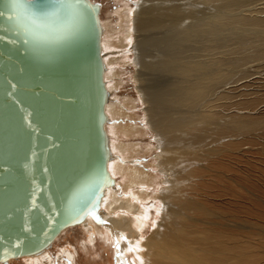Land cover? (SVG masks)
<instances>
[{
	"label": "bare ground",
	"instance_id": "6f19581e",
	"mask_svg": "<svg viewBox=\"0 0 264 264\" xmlns=\"http://www.w3.org/2000/svg\"><path fill=\"white\" fill-rule=\"evenodd\" d=\"M135 6L120 42L123 51L135 43L133 64L159 154L152 165L138 167L125 157L137 145L121 144L120 160L112 154L115 186L104 191L101 213L76 226L82 248L100 244L107 264H129L136 249L133 264H264V0H138ZM214 8L232 16L219 18ZM101 26L110 95V67L117 60L104 54L111 47L109 29ZM257 64L260 73L244 69ZM256 76L257 83H246ZM112 101L108 116L126 118L128 108ZM109 123L108 137L115 130ZM122 129L128 136L144 134L143 126L116 130ZM242 171L244 190L233 186ZM236 197L243 202H221ZM156 206L160 216L143 242ZM71 228L24 263L76 264L78 249L67 239L57 259L50 253Z\"/></svg>",
	"mask_w": 264,
	"mask_h": 264
},
{
	"label": "water",
	"instance_id": "95a60500",
	"mask_svg": "<svg viewBox=\"0 0 264 264\" xmlns=\"http://www.w3.org/2000/svg\"><path fill=\"white\" fill-rule=\"evenodd\" d=\"M0 0V264L96 218L112 152L101 5Z\"/></svg>",
	"mask_w": 264,
	"mask_h": 264
},
{
	"label": "rangeland",
	"instance_id": "374dc122",
	"mask_svg": "<svg viewBox=\"0 0 264 264\" xmlns=\"http://www.w3.org/2000/svg\"><path fill=\"white\" fill-rule=\"evenodd\" d=\"M91 1L101 5V7H102V13H101L102 25L109 29V32L107 33V35H109V38H110V40H109L110 46L109 47H111V48L104 50V54L105 53L107 54V55L105 54L107 56V58H109V56L110 57L114 56L111 59L117 60L113 64V66L110 67L111 72H112V73H110V79H109V83H108L109 89L111 90L110 100H113L112 101L113 104L120 105V107L123 106V107L128 108L127 111L126 110L125 111L129 112V114H126V118H123V116H115V115H111V117L108 116L110 118L109 125L115 126V128H114L115 130L112 132V134H110L109 140H112L113 143H115L117 145V148H119L117 150L118 152L112 153L113 154L112 160L113 161L120 160L121 154H119V150L121 148V144L122 145H133L134 144V145H137V147L135 148V151H134L135 154L133 153L132 156H130V155L125 156V157H127V159L130 162H132L130 164H134V167H138L139 165L150 166L153 164V162L156 158L155 154H159V153H157V151H156V147H157L156 140H155L156 136L148 124L149 118H148V114L146 111L148 108V104L144 100L146 97L142 96L143 94L141 92V87H140V84L138 81V68H137V66H135L133 64L134 63L133 61L135 59V55H134L135 54V52H134L135 48L131 47V46H134L135 43L129 44V47L123 51L124 48L120 42V40L125 39L126 32L129 29L128 14L130 13V15H131L130 11H132L136 8L135 5H136L138 0H91ZM214 9H216V8H214ZM217 11H218V8L216 9L215 12H217ZM219 11L220 12H217V14L219 13L218 14L219 18H223V17L228 18V17L232 16V12L229 10H225V11L219 10ZM227 12H229V13H227ZM109 38H107V40ZM201 51L203 53L204 52L207 53L205 50H201ZM119 60H121V61L119 62ZM261 65H264V63H261L260 66ZM253 66L248 65V66L244 67V69L248 67V69L254 70V72H251V74L252 73L257 74V73L261 72V67H259V64L253 65ZM258 70H259V72H258ZM261 73L264 74V72H261ZM258 76L261 77V75H258ZM258 76H256L257 77L256 79H253V80L246 82V83L251 84V85H253L254 83H257L255 81L258 80V78H259ZM241 78H242V76L238 77V78L236 77V79H235V81L239 82L237 84L239 86L245 82V81H243L244 79H241ZM243 78H245V77H243ZM259 84L260 83L255 84V85L259 86ZM233 85H235V84H233ZM262 95H263V92H262ZM262 95L260 98H262ZM128 103H129V105L127 106L126 104H128ZM129 109H131V111H129ZM130 117H132V118H130ZM121 125H129L130 127L132 125L133 126H143L144 132H142V134L143 133L144 134L142 136L141 135H139V136H136V135L128 136L127 134L124 133L123 129L120 131L122 133H120L118 130H119V126H121ZM116 129H118V130H116ZM116 131L119 132L120 134H118ZM117 141L119 142V144L117 143ZM150 168L147 170V172H150ZM119 181H120V179L118 178L117 182H119ZM157 181L162 182L161 177L158 178ZM246 182H247L246 175L242 171L239 175L238 184L234 183L233 186L235 188H240V189L244 190L247 188V187L245 188ZM160 184L161 183H158V186H160ZM161 190L162 189H159L158 191H161ZM221 202H223V203H242L243 201H239L238 197H236V198H221ZM157 206L160 207L159 204ZM157 206L155 207V209L153 208V210H152L153 216L151 217V220L149 222L150 227L147 226L146 230L144 231L143 240H142L143 242H144L145 237H148L153 231L152 230V226L154 225L153 221H156V219H158L157 217L160 216V213L158 211H156L159 208ZM206 226H208V225H206ZM74 228L67 230L65 233H63L64 235L62 234V237L58 240L59 242L57 241V244L59 246L58 247L55 246L51 250V252H50L51 255L55 259H57L58 258L57 252L61 248L60 245L65 244V243L62 244V242H65V240L67 239V241L71 242V244L73 246L76 244L75 246L78 249V257L79 258L77 257L78 262L76 264H107L106 260L104 259L107 257V255H105L104 250L102 251V249L100 248L101 246L100 247L98 246L100 244L95 245V246H91L88 244V246H89V248L87 249L88 251L83 249L82 243L84 242V240L82 238V233L79 230V227H74ZM142 241L140 242V244L143 243ZM80 246L82 249L80 248ZM115 247H119V251H120V244L119 243L117 245H115ZM79 248L81 251L79 250ZM115 249L118 250V248H115ZM133 251H137V249L131 250V252L129 253L128 260H126V261H128L129 264H133V261H134L133 258H135V256H134L135 252H133ZM83 255H86V256L84 257ZM88 257H89V259H88ZM143 257L144 256H142V258ZM91 258H93L94 262H92L93 260H91L89 263V260ZM13 262H10V264H27L26 262L24 263V260H22V259H20L19 261H13ZM56 263L57 264H63L61 261L60 262L57 261ZM140 263L142 264V262H140Z\"/></svg>",
	"mask_w": 264,
	"mask_h": 264
},
{
	"label": "snow or ice",
	"instance_id": "6c2138e0",
	"mask_svg": "<svg viewBox=\"0 0 264 264\" xmlns=\"http://www.w3.org/2000/svg\"><path fill=\"white\" fill-rule=\"evenodd\" d=\"M10 2L13 4H18L20 2V0H10ZM23 2L26 6L42 7V4H37V0H23Z\"/></svg>",
	"mask_w": 264,
	"mask_h": 264
}]
</instances>
